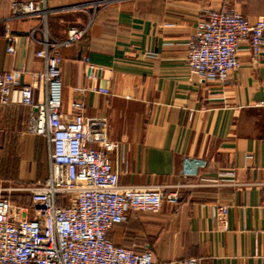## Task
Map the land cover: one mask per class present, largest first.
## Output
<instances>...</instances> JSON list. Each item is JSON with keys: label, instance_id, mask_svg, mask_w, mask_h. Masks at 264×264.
<instances>
[{"label": "crops", "instance_id": "1", "mask_svg": "<svg viewBox=\"0 0 264 264\" xmlns=\"http://www.w3.org/2000/svg\"><path fill=\"white\" fill-rule=\"evenodd\" d=\"M28 1L38 0H0V73L19 70L21 85L39 76L42 100L39 41L81 29L60 49L62 109L84 103L91 145L109 154L120 185L178 191L179 203L157 213L128 211L109 238L150 250L154 264H264V43L255 59L240 43L231 84L200 81L186 64L209 10L228 6L253 21L264 0H56L47 14H13ZM30 111L18 87L0 103V190L19 204L29 203L21 188L49 174V142L28 130ZM216 202L228 205L226 232L216 229Z\"/></svg>", "mask_w": 264, "mask_h": 264}, {"label": "built area", "instance_id": "2", "mask_svg": "<svg viewBox=\"0 0 264 264\" xmlns=\"http://www.w3.org/2000/svg\"><path fill=\"white\" fill-rule=\"evenodd\" d=\"M48 1L56 0L15 3L13 14H47ZM81 35L82 30L72 26L63 40L45 36L39 41L36 55L45 63L42 100L35 97L39 76L21 85L19 70L0 73V103H8L11 90L18 87L21 103L31 110L28 130L44 136L50 146L48 176L21 188L29 196L28 204L13 203L0 190V264H154L150 250L117 245L108 230L123 222L128 211L157 213L163 202L179 203L175 189L120 185L109 154L91 145L95 136L87 131L84 103L75 100L69 110L62 109L60 49ZM6 38L7 51L13 52L16 37ZM242 41H248L255 59L264 43V14L251 21L228 6L209 10L187 43L189 72L200 81L233 83L241 65ZM200 183L212 182L200 179ZM228 211L227 204L215 203L218 232L229 230ZM170 264L198 261L185 258Z\"/></svg>", "mask_w": 264, "mask_h": 264}]
</instances>
